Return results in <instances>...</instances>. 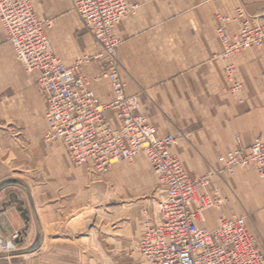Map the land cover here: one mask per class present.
I'll return each instance as SVG.
<instances>
[{
    "label": "crops",
    "instance_id": "obj_1",
    "mask_svg": "<svg viewBox=\"0 0 264 264\" xmlns=\"http://www.w3.org/2000/svg\"><path fill=\"white\" fill-rule=\"evenodd\" d=\"M30 3L39 20L51 22L45 33L54 54L65 66L75 67L76 72L91 80L100 102H110L113 94L108 80H93L100 71L99 63L92 60L76 64L101 47L84 27L72 0ZM128 3L136 6L135 12L114 28L120 39L117 59L125 94L138 97L140 112L147 116L159 137L176 136L177 143L170 151L188 175L221 172L212 177L208 190L224 198V203L219 210L204 211L200 222L213 229L221 218L240 212L239 198L230 199L227 193L235 184L254 182L258 173L254 165H247L236 167L234 175H229L221 156L238 146L247 148L255 136L264 139V43L221 59L218 54L222 46L216 30L222 24L220 18L233 15L237 7H243L249 15L263 14L264 0ZM225 27L230 34L238 30L234 23ZM229 62L237 67L235 77L242 84L239 93L230 92L223 73ZM38 75L37 71L27 72L16 59L0 23V181L19 179L30 196L18 185L0 191V234L11 237L21 233L26 240L34 223L42 228L51 225L52 215L63 212L66 200L73 199L68 195L73 182L82 186L83 172L88 170L86 166L73 165L62 143L46 147L41 142L47 124L43 115L45 102L36 88ZM106 115L113 126L119 125L114 111L108 110ZM19 128L27 129V148H20L14 141ZM13 194L16 200L23 201L27 218L19 211L18 203L10 201ZM253 194L255 205H260L262 196L254 191ZM261 216L264 211L257 216L259 220ZM34 237L35 233L31 241Z\"/></svg>",
    "mask_w": 264,
    "mask_h": 264
},
{
    "label": "built area",
    "instance_id": "obj_2",
    "mask_svg": "<svg viewBox=\"0 0 264 264\" xmlns=\"http://www.w3.org/2000/svg\"><path fill=\"white\" fill-rule=\"evenodd\" d=\"M73 8L84 27L101 49L85 56L76 64L95 60L100 71L93 80H108L113 99L100 102L91 87V80L67 67L54 54L46 36L49 20H39L30 0H0V23L14 55L27 72L39 73L36 86L45 102L46 143L60 142L77 166H86L93 173H107L122 160H132L143 153L157 176L160 198L157 219L145 221L137 248L144 264H264V253L256 237L250 233L245 216L221 218L213 228L201 226L207 209H221L224 199L208 190L215 171L201 176L188 175L178 157L170 151L176 137L157 135L146 115L139 111L136 95H126L118 67L117 49L120 39L115 26L136 6L128 0H72ZM238 32L226 31L228 17H222L217 37L222 46L218 57L229 59L264 43V14L248 16L244 9H235ZM232 93H239L242 84L236 79L237 67L224 66ZM112 110L119 122L109 121ZM224 170L233 175L236 167L254 165L264 179V139L256 137L246 148L238 146L221 156ZM14 233L12 239H17ZM13 246L0 234V253L9 254Z\"/></svg>",
    "mask_w": 264,
    "mask_h": 264
},
{
    "label": "rangeland",
    "instance_id": "obj_3",
    "mask_svg": "<svg viewBox=\"0 0 264 264\" xmlns=\"http://www.w3.org/2000/svg\"><path fill=\"white\" fill-rule=\"evenodd\" d=\"M226 17L230 19L228 23H234L239 29L233 19L235 11ZM237 32L228 34L233 36ZM25 130L16 129L13 135L20 148H27L29 142ZM45 132L41 142L49 147L44 140ZM83 175L82 186L73 182L72 193L68 194L73 199L66 200L60 215H52L51 225L42 228L34 223L28 240L21 233L17 239H12L13 235L5 236L14 251L0 253V264H144L137 248L138 239L143 223L157 219V201L161 195L159 180L147 157L140 153L132 160L117 162L107 173H93L88 168ZM259 177L257 173L254 182L235 184L226 197L239 198L240 212L232 216L246 217L248 230L264 253V216L260 217L262 220L257 217L264 211V179ZM252 190L262 196L260 205H255ZM37 241L38 247L30 251Z\"/></svg>",
    "mask_w": 264,
    "mask_h": 264
},
{
    "label": "water",
    "instance_id": "obj_4",
    "mask_svg": "<svg viewBox=\"0 0 264 264\" xmlns=\"http://www.w3.org/2000/svg\"><path fill=\"white\" fill-rule=\"evenodd\" d=\"M12 185H18V186H21L25 192L27 193V195L29 196V191H28V188L26 187V185L20 181L19 179L17 178H6L2 181H0V191L5 188V187H8V186H12ZM30 198V196H29ZM10 201H16L18 203V209L19 211L22 213V215L27 218V210L23 208V201H19V200H16V197L15 195H11L10 196ZM38 247V241L35 242V244L33 245V247H31L29 250L32 251L34 249H36Z\"/></svg>",
    "mask_w": 264,
    "mask_h": 264
}]
</instances>
